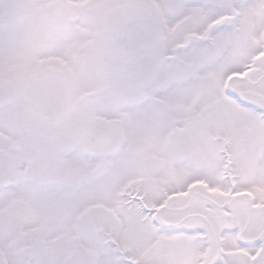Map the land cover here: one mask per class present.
Segmentation results:
<instances>
[{"label": "snow or ice", "instance_id": "1", "mask_svg": "<svg viewBox=\"0 0 264 264\" xmlns=\"http://www.w3.org/2000/svg\"><path fill=\"white\" fill-rule=\"evenodd\" d=\"M0 264H264V0H0Z\"/></svg>", "mask_w": 264, "mask_h": 264}]
</instances>
